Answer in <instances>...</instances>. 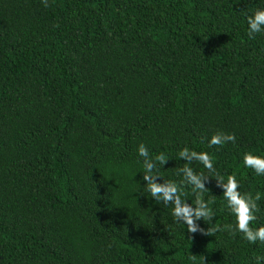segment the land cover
Instances as JSON below:
<instances>
[{
  "label": "trees",
  "instance_id": "16d2710c",
  "mask_svg": "<svg viewBox=\"0 0 264 264\" xmlns=\"http://www.w3.org/2000/svg\"><path fill=\"white\" fill-rule=\"evenodd\" d=\"M264 0H0V264H251L264 244L233 222L209 177L204 235L144 189L143 142L164 153L157 180L175 181L178 150L210 154L239 191L264 176V33L245 13ZM234 143L209 145L215 132ZM194 171L210 175L196 161ZM186 202L190 187L181 188ZM202 228L207 223L197 221Z\"/></svg>",
  "mask_w": 264,
  "mask_h": 264
},
{
  "label": "clouds",
  "instance_id": "9594fccd",
  "mask_svg": "<svg viewBox=\"0 0 264 264\" xmlns=\"http://www.w3.org/2000/svg\"><path fill=\"white\" fill-rule=\"evenodd\" d=\"M44 7L49 6V0H40ZM237 0H233L236 3ZM247 34L252 36L258 33H264V6L252 9L245 13ZM236 137L231 132H215L208 139L209 145H223L225 143H234ZM137 155L142 159L143 172L141 178L144 181V189L148 195L156 202L164 205L171 204V216L176 223L183 224L189 233L200 232L208 235L217 231L218 226L209 227V221L212 220L213 210L210 205L211 199H204L202 193L209 190L205 187V181L209 177L215 178L217 186L221 189L224 205L229 214L233 217V222L222 226L229 235L239 233L241 238L249 244H264V224L252 227L250 222L256 221L258 211L257 201L260 199L259 193L249 194L239 191V182L234 174L220 175L215 172L210 154L206 151H196L185 146L178 150L177 157L183 158L184 163L176 169L177 175L182 179L177 182L170 180H157L160 176L157 171V165L161 168L167 159L164 153L150 156L149 151L143 142L136 146ZM243 166L250 168L257 176H264V156L254 154L251 151H245L241 154ZM196 161L208 170L210 175L203 172L194 171L189 165ZM161 177V176H160ZM190 187L194 195V201L186 202L182 198L181 188ZM207 223V228H202L197 221ZM251 264H264V254H257L253 257Z\"/></svg>",
  "mask_w": 264,
  "mask_h": 264
}]
</instances>
